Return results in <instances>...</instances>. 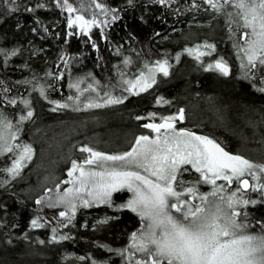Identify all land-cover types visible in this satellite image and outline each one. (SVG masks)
Here are the masks:
<instances>
[{
	"label": "trees",
	"instance_id": "obj_1",
	"mask_svg": "<svg viewBox=\"0 0 264 264\" xmlns=\"http://www.w3.org/2000/svg\"><path fill=\"white\" fill-rule=\"evenodd\" d=\"M95 1L68 0V3L83 7L88 14ZM104 2L117 11L107 23L91 26L88 35H84L68 27L63 0H15V4L0 0V50H3L0 54V91L5 96L1 100L0 94V109L9 108V95L20 94L18 104L22 105L35 94L34 90L42 98L36 96L31 100L35 115L27 123L28 131L36 122L43 125V132L47 133L52 130L46 126L89 120L77 132H91L102 147H115L123 141L127 143V137L131 138L141 130L144 122L149 120L143 118L147 113H154L159 121L170 116L180 103H185L187 107L196 106V118L203 120L204 129H212L222 136L231 150L240 148L262 156L264 140L257 147L247 139L250 140L251 125L264 124L263 120L253 123L259 121L253 116L254 112L264 113V92L259 91L264 88V67L251 69L247 78L242 71L235 73L237 65L231 75L218 76L194 66L181 48L184 43L204 40L202 37L211 35L218 50L229 52L231 45L235 48V42H239L237 24L230 23L226 14L215 12L203 0H168L164 5L155 0H133L132 4L128 0ZM13 7L17 9L15 12L10 11ZM214 15L218 18L210 21ZM194 19L203 24L194 23ZM12 51L16 55H10ZM177 57L180 62L174 65L167 78L158 77L154 88L127 96L125 89L129 85L124 81H133L140 72L146 73V64L151 67L164 58L173 64ZM77 77L81 84L100 89L89 88V101L96 98L99 101L101 93L126 101L118 109L97 111L96 119H82V115L50 110L52 106L59 109L52 101L69 100V97L80 99L79 89L70 87L71 80ZM41 88L46 91L44 95L40 93ZM209 104L217 112L212 111ZM6 114L14 120L17 117L15 112ZM36 139L44 141L47 138L42 135L41 139ZM4 160L0 158V169L6 168ZM5 174L0 171V264H70L69 260L63 259L66 252L89 259L82 264H120L118 252L127 249L129 236L141 229L140 218L135 213L119 208L128 199L127 192L114 193L111 206L90 210L114 214L116 217L109 222L94 226L83 215H78L64 224L65 219L62 221L57 214L41 212L35 199L30 200L18 192V186L4 188ZM246 210L253 227L260 232L256 222H264V205ZM36 218L45 226L33 228L31 221ZM53 229H56V241H52ZM61 236L68 239H60Z\"/></svg>",
	"mask_w": 264,
	"mask_h": 264
},
{
	"label": "snow or ice",
	"instance_id": "obj_2",
	"mask_svg": "<svg viewBox=\"0 0 264 264\" xmlns=\"http://www.w3.org/2000/svg\"><path fill=\"white\" fill-rule=\"evenodd\" d=\"M132 2L133 0H128L129 4ZM155 2L164 5L168 0ZM203 2L215 12L226 14L230 23H236L240 29L245 30L240 39L245 41L246 47H242L240 51L247 59V67L250 70L264 67V0ZM5 3L15 4V0H5ZM63 3L67 11H75L68 0H63ZM95 6L105 15L117 11L107 9L101 3ZM16 10L15 7L10 9L12 12ZM91 26L99 27L95 18L87 20L78 15L75 19L68 20L69 28L78 27L84 35H88ZM201 47L214 51L215 46L206 43L186 51L189 55L195 54L197 60L201 56L211 54L200 51ZM2 53L3 50H0V54ZM10 55L14 56L16 52L12 51ZM125 63L129 61L125 60ZM166 65V60L158 61L155 68L146 64V73L140 72L133 81H124L129 85L125 90L132 91L140 85L141 91H147L156 82L155 71L168 75ZM205 70H215L225 77L230 74L226 62L222 59L208 64ZM80 83L81 81H77L70 87L79 89ZM88 87L92 88V85ZM259 91L264 92V88ZM40 93L44 95L42 88ZM105 96H108L105 105L123 102L121 98H112L108 93H105ZM10 103L15 104V101ZM23 103L26 107L29 105L27 100ZM52 103H56L59 108L69 106L55 101ZM101 106L104 105L91 101L85 105L86 108ZM55 110L54 108L53 111ZM150 115L155 116L154 113ZM32 116L33 112L29 110L26 115L19 117V122ZM161 119L159 124L143 125L144 128L157 133L155 138L148 135L138 136L131 150L122 154L106 155L87 146L81 147L80 151L89 153V156L80 163L72 161L68 175L72 177L78 171L79 176L73 181H65L74 185L78 182L79 187L66 189L59 202H66L68 208L74 212L75 199H80L83 207L92 206L94 203L111 206L113 192L127 190L131 193V197L119 208L135 213L140 218L141 229L131 234L132 243L129 248L120 250L119 254L124 256L128 252L131 260L132 256L140 253V257L135 259L133 264H264V222H256L261 228L259 233L248 232L251 224L248 222V213L244 211L249 205L264 204V178L258 174L264 173V164H256L243 156L230 154L206 136L184 129L177 130L174 122L184 119L183 109L175 115ZM13 127L12 122L0 113V155L13 151L12 146H5L6 133L11 140L17 139L16 132L11 131ZM31 152L30 145H23L12 166L0 171L9 173L12 178L19 176L22 162L31 158ZM85 165H96L102 171L85 169ZM183 165H191L200 174L195 183L186 184L179 178L183 171L187 170ZM245 176H250L256 183L250 184L248 179H242ZM217 180L226 181L228 189L226 190L224 184H217ZM234 182L236 187L233 190L231 186ZM201 183L212 185V190L201 193L197 187ZM81 191L86 192L88 198L80 196ZM249 191L258 193L259 199H253L248 194ZM44 199L41 197L36 203L41 204ZM47 206L55 207L56 204L49 202ZM59 215L65 217L66 212L61 211ZM31 226L42 228L45 225L36 218L31 221ZM52 231V241H56V229ZM60 239L68 237L61 236ZM40 243L43 244L44 241ZM131 249L135 252H131Z\"/></svg>",
	"mask_w": 264,
	"mask_h": 264
},
{
	"label": "rangeland",
	"instance_id": "obj_3",
	"mask_svg": "<svg viewBox=\"0 0 264 264\" xmlns=\"http://www.w3.org/2000/svg\"><path fill=\"white\" fill-rule=\"evenodd\" d=\"M97 3H101L104 4L105 7L107 9H110L109 6L104 2V0H96L95 1V5ZM94 5V7L92 9L89 10V12H87L88 14L85 13V9L81 6L79 7H73V9H75V11L69 12L66 11L68 14V20L69 18L75 19L76 16L78 15H82L84 16L85 19L87 20H91L93 18L96 19V21L98 22L99 25H103V23L105 21H107L108 19L112 18V15H114V12H109L107 15L104 14V12H102L100 9L96 8V6ZM66 8V6H65ZM208 9V8H207ZM86 14V15H83ZM196 19H199L197 15L193 16ZM218 16L214 15L212 16L210 19V21H213V19H217ZM194 19V20H196ZM194 23H200L201 25L203 24L202 22L196 20ZM211 23V22H210ZM234 24V23H233ZM236 24V23H235ZM234 24V25H235ZM101 28V27H100ZM73 30V32H82L78 27H74L71 28ZM212 30V29H211ZM211 30H209V32H211ZM245 31L244 29H238L237 31V37L239 42H235V44L237 45L235 48H233V46L231 45V49L229 52H225L222 50H218L215 42L211 39V35L206 36V37H202L204 38V40H198V41H193L191 43H184L183 46L181 47L183 49V52L188 54V52L186 51V49H195L198 45H204V44H211L214 45V51L208 48H204L201 47L200 51L203 52H210V56L208 58H206L208 55H204L201 56L199 60H197L195 58V54L193 55H187L188 56V60H191L194 62V66H196L197 68H200L203 70L206 69L208 64H214L215 61L222 59L223 61L226 62L228 68H229V75H231V73L234 70V66H236L235 68V73L237 71H242V74H248L250 69L247 67V59L244 56V53L242 51H240V49L242 47H246L245 41L240 39L241 33ZM210 34V33H209ZM238 50V51H237ZM222 52V53H221ZM239 53V54H238ZM184 55H182V59ZM186 56V55H185ZM192 57V58H190ZM187 58V57H186ZM181 59V57H180ZM167 61V71H168V75L165 76L163 75L162 72L160 71H155L154 76H155V81L156 79H158V77L161 79H165L167 78L170 73L172 72V69L174 68V65L176 66L180 61L177 59L175 63H171V61L167 58L161 59L159 60L160 62L162 61ZM158 62V61H157ZM153 64L150 68H155L156 64ZM239 63V64H238ZM67 61L64 62V66H66ZM202 66V67H200ZM254 70V69H252ZM206 71V70H205ZM213 73H215L218 76H223L221 75L219 72L215 71V70H211ZM77 81H80L79 78H74L71 80V85L75 84ZM154 84H152V86L150 87V89L153 87L154 88ZM74 89H77L76 87H71ZM87 89V90H85ZM92 90L94 88H91ZM99 88H95V90H98ZM149 89V88H148ZM147 89V90H148ZM100 90V89H99ZM140 90V85H137L136 88H133L132 91H128L127 96H130L136 92H139ZM32 92H35V94H32L31 97L29 99H27V101H29V105L26 107L24 103H22V105L18 104V101L20 98V94H11L9 95L10 97V101H15V104L10 103V101H8L9 105H7L9 108H7L6 110H2L0 109V113L3 114L4 117L7 118V120L11 121L13 124V129L11 131L16 132L17 135V139L15 140H11L10 138H8V133H6V145H10L13 148L12 152H4L3 155H0V158H5L4 163L6 165V168H9L12 166V163L15 159L18 158L19 153L22 151V146L23 145H30L32 152H31V158L30 159H25L22 162V168L20 170V174L19 176L12 178V176L6 172V181L4 182L3 186L4 188H8V187H12L14 186H18L17 191L22 193L23 195H25L28 199H35V204L38 206L39 210L41 212H53V215L57 214L58 217L63 221L64 224L70 222L72 219L76 218L78 215H83L84 219L90 220V222L92 223V225L96 226L98 223H107L110 220L114 219L116 216L114 214H109L110 212H106L104 211L103 213H95L92 211H90L91 209L96 208V207H105L108 206L109 204H104V203H94L92 204V206L89 207H83L82 206V201L80 199H75L73 202L75 203L76 207H75V211L73 212L71 209L68 208L66 202H59V198L60 196H62L65 192L66 189H73L74 187L78 188L79 184L78 182L74 185L73 183L69 182V183H65V181H73L75 180L76 177L79 176V172H75L73 174L72 177H69L68 172L72 167V161L75 160L77 161V163H80L81 161H83L87 156H89V153H85V152H81L80 148L87 146L89 148H92L94 151L97 152H101L104 153L106 155H116V154H122L126 151H130L133 144L135 143V140L138 136L141 135H148L152 138H155L157 136V133L152 132L151 129L148 128H144L142 126L141 130H139V132L135 133L134 136H132L131 138L127 137V143H125V141L119 143L118 145H116L115 147H109L107 146H103L101 144H98L95 141V134L93 135L91 132L88 134H80L81 131H79V133L77 132V129L79 128H84L85 123H87V121H83L82 123H80V121L78 123L71 121L70 122H61L60 126H46L47 129H51V132H43L44 131V127L43 125H40L39 123L36 122L35 125H33L32 130L28 131V129H26L27 123L30 122V120L32 121L33 116L35 115V109L33 107V103H31V100L33 98H36V96H39L42 98V96H40L36 91L32 90ZM45 89H44V93H45ZM79 95H80V99H65L64 101H57L61 104H68L69 106L67 108H59L56 109V107H50V110L53 111V109L55 108L56 110L61 111V113H74L76 115H82L80 117H82V119H96L97 118V111H109L110 109H115L121 105H123L126 100H122V103H118V104H108L105 105L104 102L105 100L108 99V96H105L104 93H101L100 96L99 93V101L98 98H96L95 100H92V103H99L101 105V107H92V108H86L85 105L87 103H89V97H90V89L89 87H87L86 85H84V83H80L79 84ZM10 93V92H9ZM1 94V100L4 96L3 91H0ZM5 97V96H4ZM113 98V97H112ZM210 99V98H209ZM67 100V101H66ZM57 106V104H56ZM210 106V104H209ZM211 109L212 105L209 107ZM180 109L184 110V119L182 121H175V127L177 130L180 129H184V130H188L191 131L197 135H201V136H206L210 139H213L215 142H217L218 144H220L221 147L224 148L225 151L229 152L230 154L233 155H240L243 156L244 158L252 161L253 163L256 164H264V151L261 152L262 156H259L252 152H248L247 150H243V149H236V150H231L227 144L226 141L224 139H222V136L218 135L217 133H215L212 129H204L205 127L203 126V120H200L198 118H196L197 110H196V106L193 107V105H189V107H187V105H185V103L181 104L178 106V108L174 109L172 111V113H170L171 115H175L179 112ZM31 110L33 112V116L28 119L25 120L23 122H19V117L21 115H26L27 111ZM55 110V111H56ZM217 112V110H212ZM16 113L17 117L15 118H11L8 116V114H13ZM206 112L209 113V110L206 109ZM224 112H222L223 114ZM150 114L152 113H147L146 116H143V118L145 120L144 124L147 123H161L162 120L156 121L155 116H151ZM255 116V118L257 117L259 121H254L253 123H259L260 120L264 121V113L263 112H254L253 113ZM254 118V119H255ZM84 123V124H83ZM31 124H33V122H31ZM30 124V125H31ZM42 126V127H41ZM253 128L251 129V135L249 136V139L252 140L253 138H257L256 142L250 141L247 139L248 142L254 143L256 144L255 146H259L263 143L262 140H264V124H260V126L258 125H251ZM255 127V128H254ZM46 129V130H47ZM262 130V131H261ZM94 133L96 131V128H94ZM164 130L162 129L161 132H163ZM27 134V136H25ZM171 135V133H169ZM45 136L47 139L44 141H40L39 138L41 139V136ZM82 135H88L87 137H81ZM25 136V138H24ZM68 137V138H67ZM263 137V138H262ZM17 145L21 146V147H17ZM257 146V147H258ZM259 151V150H257ZM51 156V157H50ZM9 157V158H8ZM9 159V160H7ZM263 160V161H262ZM108 164H111L112 162H107ZM183 168L187 169L186 171H183L182 176H180L179 178L182 179L183 181H185L186 184H191V183H195V181L199 178L200 174L197 173L195 171L194 168H192L191 165H183ZM5 168V169H6ZM85 169H92L95 171H102L101 168L97 167L96 165H85ZM190 170L192 172H190ZM142 171V170H141ZM258 171V170H257ZM186 173H190L192 174L191 176L193 177H188V175ZM142 174H145L142 172ZM259 175H261L262 178H264V173H259ZM31 177V181L28 182V179ZM248 177L252 184H255L256 181H254L250 176H245ZM244 178V177H243ZM217 184H224L226 190L228 189V185L226 181L223 180H217ZM199 191L201 193H208L212 190V185L210 184H198L197 185ZM232 189L234 190L236 187V182L233 183V185L231 186ZM117 192H127V190H121V191H117ZM113 192L112 196L114 195ZM128 193V199L131 197V193ZM253 199H259V194L255 193V192H250L248 193ZM80 196H83L84 198H88L86 192L81 191L79 193ZM41 197H44V201L41 204H37L36 200L40 199ZM127 199V200H128ZM211 199V198H210ZM126 200V201H127ZM125 201V202H126ZM55 203L56 206L55 207H49L47 206L48 203ZM113 203L112 197H111V204ZM260 203L256 204L255 206H258ZM264 205V204H263ZM252 205H249L247 208L249 207H255ZM246 208V209H247ZM109 209V208H108ZM61 211H65L66 212V216L65 217H61L59 215V213ZM247 212V210H246ZM69 217H71V219L69 220ZM57 219V216H56ZM68 220V221H67ZM248 222L251 224V227L248 229V232L250 233H259L258 229L253 227V221L252 219L248 216ZM85 224V223H84ZM253 227V228H252ZM140 230V229H138ZM138 230H135L133 232H138ZM132 232V233H133ZM131 235L129 236L130 239ZM132 243L131 239H130V244ZM129 244V246H130ZM129 246L127 248H129ZM125 249V248H124ZM131 252H135L134 249L130 250ZM140 254V253H139ZM120 257V264H133V261L137 258L140 257V255L135 254V256L131 257V260L129 259V253L126 252L124 256H121L118 252L117 254ZM80 257H84V259H80ZM64 260H69L70 264H82L84 263V261H88L89 259H87L85 256L83 255H79L77 253L74 252H66L64 257Z\"/></svg>",
	"mask_w": 264,
	"mask_h": 264
},
{
	"label": "water",
	"instance_id": "obj_4",
	"mask_svg": "<svg viewBox=\"0 0 264 264\" xmlns=\"http://www.w3.org/2000/svg\"><path fill=\"white\" fill-rule=\"evenodd\" d=\"M242 179H248L249 182H250V184H252L251 180H250L248 177H244V178H242Z\"/></svg>",
	"mask_w": 264,
	"mask_h": 264
},
{
	"label": "bare ground",
	"instance_id": "obj_5",
	"mask_svg": "<svg viewBox=\"0 0 264 264\" xmlns=\"http://www.w3.org/2000/svg\"><path fill=\"white\" fill-rule=\"evenodd\" d=\"M222 53V52H221ZM171 85V84H170ZM173 86V85H172ZM255 92V91H254ZM262 94V93H261ZM167 98V97H166ZM170 100V99H169ZM3 102V101H2ZM251 110V109H250ZM217 130V129H216ZM263 161V160H262Z\"/></svg>",
	"mask_w": 264,
	"mask_h": 264
}]
</instances>
